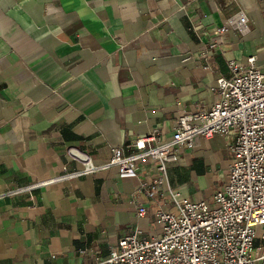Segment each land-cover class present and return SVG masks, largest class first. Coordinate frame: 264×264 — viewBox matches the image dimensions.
<instances>
[{
  "label": "crops",
  "instance_id": "crops-1",
  "mask_svg": "<svg viewBox=\"0 0 264 264\" xmlns=\"http://www.w3.org/2000/svg\"><path fill=\"white\" fill-rule=\"evenodd\" d=\"M239 10L242 31L229 22ZM262 10L263 0H0V195L42 183L0 197V264H102L136 228L157 236L169 190L211 203L232 136L196 137L150 195L139 184L155 176L152 161L130 179L109 169L46 181L80 168L69 148L101 164L154 130L168 138L180 116L217 101L228 61L264 66Z\"/></svg>",
  "mask_w": 264,
  "mask_h": 264
},
{
  "label": "built area",
  "instance_id": "built-area-1",
  "mask_svg": "<svg viewBox=\"0 0 264 264\" xmlns=\"http://www.w3.org/2000/svg\"><path fill=\"white\" fill-rule=\"evenodd\" d=\"M229 22L242 31L247 16L239 10ZM211 47L210 53L215 43ZM228 69V75L216 79L213 90L217 101L209 109L180 116L168 138L161 139L154 130L147 137L135 139L134 153L122 156L118 148H113L110 159L101 164L69 148L68 155L80 163V168L65 170L46 181L109 169H115L120 178L130 179L137 177L139 163L152 161L155 176L139 184L140 190L150 195L163 184L168 164L177 160L179 152L191 148L196 137H233L228 178L215 191L211 203L169 190L173 209L158 207L154 212L161 236L144 237L136 228L118 239L102 264H264V66L257 65L252 55L245 64L228 61ZM41 184L10 190L0 197ZM145 213L146 208L139 205L137 217Z\"/></svg>",
  "mask_w": 264,
  "mask_h": 264
},
{
  "label": "rangeland",
  "instance_id": "rangeland-1",
  "mask_svg": "<svg viewBox=\"0 0 264 264\" xmlns=\"http://www.w3.org/2000/svg\"><path fill=\"white\" fill-rule=\"evenodd\" d=\"M159 228H160V227H159ZM157 236H158V237L161 236V228H160V231H159V233L157 234Z\"/></svg>",
  "mask_w": 264,
  "mask_h": 264
}]
</instances>
